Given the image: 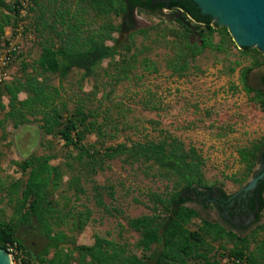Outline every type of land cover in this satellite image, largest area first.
<instances>
[{
	"label": "trees",
	"instance_id": "1",
	"mask_svg": "<svg viewBox=\"0 0 264 264\" xmlns=\"http://www.w3.org/2000/svg\"><path fill=\"white\" fill-rule=\"evenodd\" d=\"M23 1L7 3L0 0V41L6 28L18 27ZM77 1L104 20L98 30L84 28L83 12L74 11L71 0H29L27 10L34 15L32 26L39 38L40 53L31 63H20L17 78L0 83V94L8 100L6 105L0 102L3 111L0 130L4 132L7 123L18 129L37 121L41 123L44 136L50 137L42 143L43 154L13 162L24 179L6 185L0 171V195H4L13 210L9 220L0 221V249L7 251L14 247L17 254L12 255V260L15 263L19 260L20 264H222L224 258L229 259L230 264H264V223L250 235L241 236L218 222L200 219L198 211L187 206L196 203L206 207L208 199L202 197L213 190L226 198L222 189L207 181L205 159L196 147L186 145L164 131L152 139L107 143L118 133L119 123L125 125L124 115L120 113V119L114 118L108 107L98 112L88 104V96H65L60 85L49 83L50 76L62 81L73 71H79L82 80L92 77L104 60L114 62L118 55L120 60L115 63L116 67L121 64L118 70L134 66L136 55L128 64L112 36L114 32L134 30V10L152 16L162 15L166 10L180 26L181 44L175 56L166 63L173 75H185L190 61L206 49L228 55L234 47L241 56L250 57V65L239 74L240 85L248 98L264 112V90L252 88L247 81L253 68L264 66L262 53L256 48L238 49L227 29L213 26L210 17L201 15L192 0H167L168 4L158 0ZM51 3L58 7L53 13L48 12ZM48 13L52 22L45 18ZM112 15L121 19L118 26L112 23ZM215 34L220 36L218 43H214ZM193 37L197 41H192ZM108 41L113 45H108ZM142 65L144 70L152 68L157 72L148 58L142 59ZM238 65L235 63L230 73ZM21 93L27 95L23 100L19 98ZM91 94L94 96L95 92ZM67 98L73 103L72 108ZM108 99L109 93L104 92L100 105ZM91 135L96 139L88 142ZM54 140L62 141L63 146L72 150L60 165L51 163L57 158ZM237 155L242 173L241 177H232L231 181L242 184L256 164L264 162V134L249 146L237 149ZM1 158L0 152V163ZM118 158L127 164L138 163L145 167L143 173L146 176L167 183L165 190L147 194L150 214L126 218L127 228L138 235L134 249L125 242L98 235L94 236L92 245H78L75 236H69L64 227L70 233H81L91 220L92 211L88 208L77 212L72 208L64 210L55 193L60 189L64 175L70 173L75 175L70 187L80 194L81 175H94L103 170L107 162ZM258 184L253 195L257 205H249L256 213L257 222L264 212V181ZM94 193L95 205L110 214L100 190L95 188ZM196 219H200V223L192 228ZM22 228L35 232L46 241L38 253L34 254L32 246L27 247L19 237Z\"/></svg>",
	"mask_w": 264,
	"mask_h": 264
},
{
	"label": "rangeland",
	"instance_id": "2",
	"mask_svg": "<svg viewBox=\"0 0 264 264\" xmlns=\"http://www.w3.org/2000/svg\"><path fill=\"white\" fill-rule=\"evenodd\" d=\"M6 2L11 3L12 0ZM71 3L74 11L83 12L84 28L98 30L104 20L97 17L81 1L71 0ZM56 8L58 7L55 4H48V12L53 13ZM50 13L45 18L52 22ZM24 15L18 18L17 28L5 29L0 41V51L9 42L20 46L21 53L13 61L11 80L20 75L22 61L31 63L40 53L39 38L32 26L34 15L29 14L27 8ZM110 19L115 26L121 22L115 15ZM19 26L22 27L21 31H17ZM133 26L134 30L131 32H114L112 36L117 40L116 47L120 55L126 57L128 64L136 55L137 63L134 66L118 70L121 67V64L118 67L115 65L120 60L118 55L114 62L110 59L104 60L92 77L82 80L81 73L73 71L62 81L54 75L50 76L49 83L60 85L65 96H88V104L97 108L98 112L108 107L114 118L120 119V113L124 115L125 125L119 123L118 133L107 143L152 139L158 137L160 131L169 132L186 145H192L199 150L205 159L204 174L210 184L228 195L239 192L253 176L250 175L242 184L231 181L232 177H241L243 168L237 149L249 146L264 134V112L248 98L239 81L241 70L250 65L251 58L241 56L234 47L230 48L228 55L206 49L194 61H190L185 75H173L166 68V63L175 56L181 44L180 26L167 11H163L162 15L152 16L139 10L133 12ZM219 40L220 36L215 34L214 43ZM192 41H197L196 37ZM107 44L113 45V42L108 41ZM143 58L153 62L157 72L152 68L144 70ZM237 62L239 65L230 73V68ZM261 73H264V66L249 73L250 86L259 87ZM92 92H95L94 96ZM104 92L109 93L110 99L104 100L100 105L99 100ZM26 97L25 93L19 94L21 100ZM67 99L72 108L73 103L70 98ZM0 102L6 105L7 97L0 94ZM2 118L3 111L0 109V120ZM40 124L31 121L14 129L11 123H7L4 132L0 130V171L6 185L24 179L13 162L45 152L42 143L50 137L44 136ZM95 139V135H91L88 142ZM54 141L57 158L51 163L60 165L66 161L67 154L72 150L63 146L62 141ZM144 168L138 163L127 164L120 158L109 161L96 174L80 176V194L75 193L69 184L75 175H64L62 185L55 193L60 206L64 210L72 208L76 212L86 208L92 211L91 220L81 233H70L64 227L69 236H75L76 244L92 245L94 236L98 235L125 242L130 249H134L138 235L127 228L126 218L150 214L147 194L151 191L162 192L167 185L164 181L146 176L143 173ZM95 188L102 193L103 201L112 214L95 205ZM0 200V221H7L12 216V206L2 194ZM187 206L196 209L200 219L226 225L212 208L203 210L193 203H188ZM200 219L194 220L192 228L199 225ZM263 223L264 212L258 222L245 233L239 234L248 236ZM226 227L229 229V226ZM18 235L27 247L32 246L34 254L46 242L35 232L24 228L19 230ZM222 264H230V260L224 258Z\"/></svg>",
	"mask_w": 264,
	"mask_h": 264
},
{
	"label": "water",
	"instance_id": "3",
	"mask_svg": "<svg viewBox=\"0 0 264 264\" xmlns=\"http://www.w3.org/2000/svg\"><path fill=\"white\" fill-rule=\"evenodd\" d=\"M192 1L201 15L210 17L213 26L227 29L238 49L256 48L264 56V0ZM263 178L264 172L253 178L242 190L246 192L253 189ZM0 264H12L9 253L4 249H0Z\"/></svg>",
	"mask_w": 264,
	"mask_h": 264
},
{
	"label": "flooded vegetation",
	"instance_id": "4",
	"mask_svg": "<svg viewBox=\"0 0 264 264\" xmlns=\"http://www.w3.org/2000/svg\"><path fill=\"white\" fill-rule=\"evenodd\" d=\"M157 2H164L168 4L167 0H158ZM261 67L262 66L253 68L250 71V73L253 70L259 69ZM263 77H264V73H261L259 75V87L258 88H254L252 86L251 87L254 89L264 90ZM247 81L249 84V74H248ZM262 172H264V162L260 161L254 167L251 175L253 176V178H256L260 174H262ZM260 181H264V178L259 180L253 189L246 191V192L243 190H240L237 193L228 195L225 191L222 190L224 194L226 195L225 199L222 197L221 192H217L216 190H213V192L207 193L203 195L202 197V198L208 199V201H206L205 203L206 207L202 206L201 204H196V203H193V204L201 207L203 210H208L210 208L214 209L215 213L223 220L224 224L229 226V230H233L239 234V232L249 229L253 224L257 222L255 221L256 213L250 208L249 205L250 203L251 205H257L256 199L254 198L253 195H254V192L258 189V186H259L258 183ZM202 198H199L198 200H201ZM218 223L223 225L221 222H218ZM226 225H223V226L226 229H228Z\"/></svg>",
	"mask_w": 264,
	"mask_h": 264
},
{
	"label": "built area",
	"instance_id": "5",
	"mask_svg": "<svg viewBox=\"0 0 264 264\" xmlns=\"http://www.w3.org/2000/svg\"><path fill=\"white\" fill-rule=\"evenodd\" d=\"M29 0H24L22 2L23 8L20 10V17L25 16L24 10L27 8ZM22 27L19 26L17 31H21ZM3 49L0 51V83L11 80V73L13 70V61L20 55V46L17 43L9 42L8 44L3 45ZM7 252L9 253L11 260L12 255H16L17 252L14 247H10ZM12 264H20L19 260L15 263L12 260Z\"/></svg>",
	"mask_w": 264,
	"mask_h": 264
}]
</instances>
